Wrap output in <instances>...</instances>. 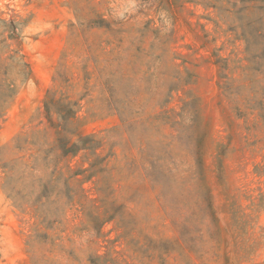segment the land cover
I'll return each instance as SVG.
<instances>
[{
	"label": "rangeland",
	"instance_id": "obj_1",
	"mask_svg": "<svg viewBox=\"0 0 264 264\" xmlns=\"http://www.w3.org/2000/svg\"><path fill=\"white\" fill-rule=\"evenodd\" d=\"M210 18L0 0V264H264V40Z\"/></svg>",
	"mask_w": 264,
	"mask_h": 264
},
{
	"label": "trees",
	"instance_id": "obj_2",
	"mask_svg": "<svg viewBox=\"0 0 264 264\" xmlns=\"http://www.w3.org/2000/svg\"><path fill=\"white\" fill-rule=\"evenodd\" d=\"M194 4L200 5L205 11L213 14L215 18L209 20L213 22L215 27H219L220 19L218 17H228L237 22L238 28H242L241 31L245 34V40L260 39L264 40V0H185ZM61 119H69L76 115V111L68 110L61 115L59 111L55 112ZM45 114L49 122V127L55 130V133L59 136L61 131L59 125L54 123L50 115V107L45 104ZM58 148L61 150V155L75 156L80 149L92 148L86 147L84 140L81 143H71L69 140H63L61 137L57 138ZM95 149V148H94Z\"/></svg>",
	"mask_w": 264,
	"mask_h": 264
}]
</instances>
